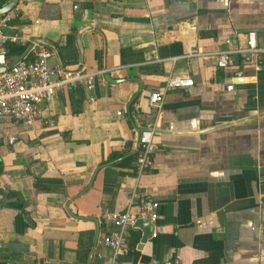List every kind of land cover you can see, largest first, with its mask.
<instances>
[{
  "label": "crops",
  "instance_id": "obj_1",
  "mask_svg": "<svg viewBox=\"0 0 264 264\" xmlns=\"http://www.w3.org/2000/svg\"><path fill=\"white\" fill-rule=\"evenodd\" d=\"M7 16L8 43L47 45L89 83L29 129L0 119V264H264V0H16ZM147 124L157 150L137 175L116 162ZM132 193L159 203L155 234L141 244L135 227L136 246L112 255L102 214Z\"/></svg>",
  "mask_w": 264,
  "mask_h": 264
},
{
  "label": "built area",
  "instance_id": "obj_2",
  "mask_svg": "<svg viewBox=\"0 0 264 264\" xmlns=\"http://www.w3.org/2000/svg\"><path fill=\"white\" fill-rule=\"evenodd\" d=\"M76 7V6H75ZM9 18L7 14L0 15V66L5 70L0 72V119L8 117L15 123H20L24 129L31 128L41 115V105L49 101L54 95L70 90L89 78L78 69H70L61 63L49 64L48 60L53 50L47 45L35 44L28 48L22 59L10 64L6 56L7 42L13 37L3 32L4 26ZM256 51L254 33L248 34L247 44L243 48L245 60L251 59L252 53ZM231 62V52L221 51L217 57V65L226 67ZM193 84L190 77H172L166 80V88L188 87ZM229 89L232 85L228 86ZM149 104L160 113L163 106V94L153 92L148 96ZM156 124H147L138 134L134 142V151L137 155L134 160L137 175L143 173L153 164V155L157 150V144L152 137L157 133ZM3 136L0 135V141ZM16 140V135L6 137L7 143ZM159 203L147 197H141L132 193L128 207L122 211H104L102 214L104 222L111 228L102 234L104 245L112 255L118 252L128 251L130 243L128 231L135 228V222L139 218L148 220L153 225L160 218L158 212ZM132 209H135L134 211ZM155 233L153 232L152 235ZM148 264H178L177 258Z\"/></svg>",
  "mask_w": 264,
  "mask_h": 264
},
{
  "label": "trees",
  "instance_id": "obj_3",
  "mask_svg": "<svg viewBox=\"0 0 264 264\" xmlns=\"http://www.w3.org/2000/svg\"><path fill=\"white\" fill-rule=\"evenodd\" d=\"M3 1L4 0H0V6L3 5ZM5 46H6V56L8 54L21 55V54H23L26 51V47L17 45L15 43H8L7 42L5 44ZM9 62H11V61L9 60ZM136 155H137V151H133V152L129 153L128 155H126L125 157H123L121 160L117 161L116 163L120 167H130L131 168V172L134 173V174H137L136 173V168H135V165H134V160H135ZM115 157H117L116 153H112L110 155L111 159H114ZM128 238H129V243L131 245V248L135 247L136 243L140 239L139 231L136 228L132 229L130 231V234L128 235Z\"/></svg>",
  "mask_w": 264,
  "mask_h": 264
},
{
  "label": "water",
  "instance_id": "obj_4",
  "mask_svg": "<svg viewBox=\"0 0 264 264\" xmlns=\"http://www.w3.org/2000/svg\"><path fill=\"white\" fill-rule=\"evenodd\" d=\"M16 5V0H10L7 3L3 4L2 6H0V15H4L7 14L9 11H11L14 6ZM79 36V34H78ZM22 59V55L19 56L15 61L11 62L10 64H14L15 62H17L18 60ZM233 61L234 63L237 65L239 63V54L235 53L233 55ZM5 67L4 66H0V72L4 71ZM236 76H240L241 73L240 71H238L237 73H235ZM135 226L137 228H140L142 230V236H141V244L144 243L146 241V239L148 237H150L153 233V224L150 223L148 220L144 219V218H139L136 220L135 222ZM139 245V248H141L142 245Z\"/></svg>",
  "mask_w": 264,
  "mask_h": 264
}]
</instances>
